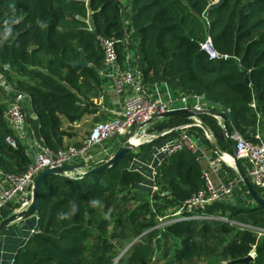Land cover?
Instances as JSON below:
<instances>
[{
    "label": "trees",
    "instance_id": "1",
    "mask_svg": "<svg viewBox=\"0 0 264 264\" xmlns=\"http://www.w3.org/2000/svg\"><path fill=\"white\" fill-rule=\"evenodd\" d=\"M98 36L113 40L121 68L138 70L146 88L202 96L207 113L198 119L210 138L201 127L180 129L192 120L161 118L147 129L155 139L112 167L86 177L75 170L47 175L38 192V231L17 250L14 263L192 264L213 258L217 264H244L238 261L254 248L250 264H264V238L252 230L264 229V208L253 202L233 168L220 162V179L225 185L237 181L233 194L240 188L252 203L216 201L197 212L204 218L183 212L160 222L158 215L174 214L205 190L202 167L186 150L166 156L154 169L158 189L149 199L137 189L145 177L129 169L183 131L214 160L213 146L233 154L234 142L212 113L226 117L228 137L237 133L251 141L256 130H264V0H0V70L6 86L28 97L34 135L53 151L71 140L80 146L73 128L85 116L94 123L107 118L91 102L106 84ZM207 37L220 59L201 50ZM81 59L85 65H72ZM11 98L0 88V171L21 174L30 158L19 141L16 148L6 143L12 132L2 118ZM116 144L120 141L110 140L106 147ZM103 164L73 168L84 174ZM239 164L247 174L246 161ZM255 190L264 197V189ZM13 211L7 206L0 221Z\"/></svg>",
    "mask_w": 264,
    "mask_h": 264
},
{
    "label": "built area",
    "instance_id": "2",
    "mask_svg": "<svg viewBox=\"0 0 264 264\" xmlns=\"http://www.w3.org/2000/svg\"><path fill=\"white\" fill-rule=\"evenodd\" d=\"M114 1L124 4L126 0ZM96 40L103 53L100 76L106 82L107 93L114 98L111 105L113 108H105V111L111 114L112 118L96 123L90 135L80 146L68 145L57 151L45 147L41 139L35 137L28 122V115H31L28 97L6 86L5 78L0 70V88L12 94V98L8 102L2 116L12 132L6 138V143L16 148L19 141L26 148V154L30 158L28 167L21 174H5L0 171V216L2 211L9 205L14 207V213H21L28 209L32 201L33 181L43 170L63 166L73 167L77 164H87L88 162L106 163L120 146L129 145L134 149L135 146L139 145L140 140H136V136L141 134L147 125L160 119V116L165 112L174 109H187L195 112L207 111L202 96H174L168 89L162 91L159 85H155L150 89L146 88L142 83L141 74L138 70L130 69L129 67L127 69L121 68L115 44L111 38L98 36ZM200 48L212 60L221 58L212 49L209 37L200 44ZM105 99L106 96L103 90L91 98V102L101 106ZM251 106L254 107L253 104ZM192 121L191 124L182 126L180 129L186 130L193 126L201 127L202 124L198 118ZM145 124L147 125L142 127ZM130 133H133L134 137L126 139L129 138L126 136ZM224 135L234 142V152L237 159L246 161L248 165L247 175L253 187L264 189V130H256L251 141L243 139L237 133H233L228 137L224 132ZM206 137L210 138L207 135ZM154 139L155 137H151L145 142L148 143ZM110 140H119L120 145L117 146L116 144L110 148L106 147V143ZM182 150L193 154L198 162H205L210 172L218 180V185L214 187L209 179L210 172L204 171L205 190L199 191L190 200L186 201L176 211V215L184 212L194 214L193 218H204L203 216H198L197 212L202 210L205 205L233 194L237 181L225 185L219 177V167L216 166L218 164L211 160L202 145L184 131L173 142L158 146L159 154L163 158ZM221 159L223 160V158ZM230 166H232V163ZM74 170L77 175H83L79 170ZM259 236L260 234L257 235V239H259ZM248 256L251 257L252 261L254 260V248ZM8 264H15L14 259Z\"/></svg>",
    "mask_w": 264,
    "mask_h": 264
},
{
    "label": "water",
    "instance_id": "3",
    "mask_svg": "<svg viewBox=\"0 0 264 264\" xmlns=\"http://www.w3.org/2000/svg\"><path fill=\"white\" fill-rule=\"evenodd\" d=\"M85 61L84 59H81V61L79 62H74L72 63V65L75 66H83L85 65ZM244 82L246 84H249V75L247 72L244 73ZM203 113H207V111H191V110H187V109H174V110H170L168 112H165L163 115L160 116L161 118H169V117H177V118H184V119H189V120H193L195 118H198V116L200 114ZM209 114H211L210 112H208ZM216 118L220 119L223 121V130L224 132L226 131V127H227V119L224 115L222 114H213ZM149 124V123H148ZM142 125L143 126H146ZM201 128L203 129V131L205 132V134L207 136H209L208 131L201 125ZM213 149L215 151V153L222 158V154L221 152H219L215 146H213ZM133 151V147L126 145V146H120L115 153L113 154V156L111 157V159L109 161H107L106 163H104L103 165L87 172L83 174V177H86L94 172H97L99 170H103V169H108L110 167H112L118 159L122 158L123 156H125L126 154L130 153ZM232 159V168L236 171L240 181L243 183V185L245 186V188L247 189L248 194L251 196L253 202L260 208H264V197H261V195L255 190V188L253 187V185L251 184L248 175L241 169L240 164H239V160L237 159L235 152H234V146H233V155L231 156ZM74 171V168L71 166H63V167H59V168H48L43 170L42 172H40L36 178L33 181V185H32V201L30 206L28 207L27 210L21 212V213H13L11 214L9 217L4 218L0 221V231H2L4 228H6L9 224L18 221V220H22L25 218H28L30 216L36 215L37 209H38V192H39V186L41 181L43 180L44 177H46L47 175L53 174V175H66L67 173H71ZM38 222L36 224V227L34 228L31 236L33 237L37 231H38ZM135 241V240H134ZM133 241V242H134ZM132 242V243H133ZM240 263H244V264H250L252 262V259L250 256H247L246 258L238 261Z\"/></svg>",
    "mask_w": 264,
    "mask_h": 264
},
{
    "label": "rangeland",
    "instance_id": "4",
    "mask_svg": "<svg viewBox=\"0 0 264 264\" xmlns=\"http://www.w3.org/2000/svg\"><path fill=\"white\" fill-rule=\"evenodd\" d=\"M104 94L106 96L105 102L101 106H98V107L100 108V110H102V112H104L107 115V118L102 117V119L99 122H104L106 120H110L111 119L110 117L112 116L111 114H109V113H107L105 111V108H109L108 105H107V103L111 104V101H112L111 98L112 97L107 93V90L105 88H104ZM86 118H87V116H85L81 120V122H79L73 128V130H75L76 133H79L78 139L76 138V140L78 141V143L80 145L85 140V138L88 136V133L85 132V131H87V129H89V127L91 125H93V123H94V119L93 118H91V119L89 118V121L87 123H85L86 122ZM148 126L149 125H147L143 129V131L141 132V134H139L138 136H136L135 139L138 140V141L140 140V141L138 143L139 145L135 146L134 149H133V151L134 150H137L140 145L146 143L145 141H147L149 138L153 137V135L149 134L148 131H147ZM126 137H129V138H126V139H131L132 137H134V134L133 133H130ZM74 144L75 143L72 140L67 142V145H74ZM148 166H149V164H148L147 161L146 162H143L142 160H139V159L136 160V161L134 160V161H132L129 164V169L130 170L135 171V172H139V173L143 174L146 177L145 181L142 184H140V185L137 186V189L139 191L143 192L144 194H146L147 198L149 199L150 196H152L157 191L158 187H156V185L154 183V178H152V174H153L152 173V170L150 168H148ZM209 179L211 180V182L214 185V187H216L215 183L213 182L214 180H213V177H212V174L211 173H209ZM219 201H224V202H226L228 204H231V205L232 204L233 205H242V204L252 203L251 201H249L245 197V195L241 192L240 188H238L234 194H231L230 196L224 197L223 199H221ZM172 212H173L172 210H168V211H166L164 213L165 216L158 215L156 217V220L160 222L161 220H164V219L168 218L169 216H176V212L174 214ZM252 230L255 231L256 236L258 234H260L259 239L260 238L261 239L264 238V229H252ZM121 247H122V244H121ZM128 247L129 246H127L121 253H123ZM116 261L117 260H115V262ZM192 264H217V261L215 259H213V258H201L200 260L193 261Z\"/></svg>",
    "mask_w": 264,
    "mask_h": 264
},
{
    "label": "crops",
    "instance_id": "5",
    "mask_svg": "<svg viewBox=\"0 0 264 264\" xmlns=\"http://www.w3.org/2000/svg\"><path fill=\"white\" fill-rule=\"evenodd\" d=\"M89 22H90V19H89ZM105 89H106V87H105ZM111 99H112L111 104L107 103V105L109 108L112 109L113 107L111 105L113 103L114 98L112 97ZM89 118L91 119V118H93V116H87L85 123H87L89 121ZM95 124L96 123H93V125H91L89 127V129H87V131H85L88 133V136L90 135ZM77 135H79V133H77ZM175 139H176V137H169L168 139H166L163 142H161L160 144H158V146L160 147L161 145L169 144V143L173 142ZM158 146L154 147L151 150V152L147 156V160H146L150 166V167L148 166V168H150L152 170V173H154V169L164 159L159 154ZM207 154H209V153H207ZM222 154L229 156V157H231L233 155V154L229 155L226 153H222ZM209 157L211 158V160L215 161L216 164H218L216 166H218L219 168L221 166L220 162H222V163H224L227 166L232 168V166H230L229 163H227L225 160H224L225 161L224 162L218 155H217V159H215V160H214V158H212L210 156V154H209ZM139 160H141V159H139ZM199 164L201 165L203 172L204 171L210 172V169H209V167H207L205 162H199ZM210 173L212 174V177L214 180L213 182L215 183V185L217 187L218 180L216 179V177L214 176V174L212 172H210ZM152 178H153V174H152ZM145 179H146V177H145ZM36 224H37V217L35 215H33V216L28 217V218L15 221V222L9 224L2 231H0V264H8L12 259H14V256H15L17 250L20 249L21 247H23L26 244V242L28 241V239L30 237H32L31 234H32L34 228L36 227Z\"/></svg>",
    "mask_w": 264,
    "mask_h": 264
},
{
    "label": "bare ground",
    "instance_id": "6",
    "mask_svg": "<svg viewBox=\"0 0 264 264\" xmlns=\"http://www.w3.org/2000/svg\"><path fill=\"white\" fill-rule=\"evenodd\" d=\"M222 158H223V160H225L227 163H229V164H231V163H232V162H231V159H230V157H229V156L222 155Z\"/></svg>",
    "mask_w": 264,
    "mask_h": 264
}]
</instances>
